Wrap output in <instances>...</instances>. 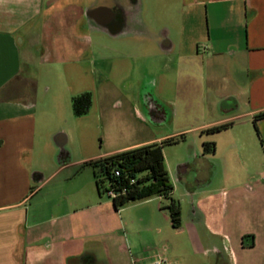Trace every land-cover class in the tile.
Instances as JSON below:
<instances>
[{
	"label": "rangeland",
	"instance_id": "obj_1",
	"mask_svg": "<svg viewBox=\"0 0 264 264\" xmlns=\"http://www.w3.org/2000/svg\"><path fill=\"white\" fill-rule=\"evenodd\" d=\"M120 1L133 2L134 23L112 39L90 22L91 48L80 63L77 49L81 47L68 38L67 25L74 23L81 11H61L52 16L53 33L45 42L49 61L34 60L39 102L44 101L36 116L34 161L46 165L48 173L57 164L107 157L106 153L131 142L171 140L162 149L171 181L180 177L182 166H189V179L198 172L202 183L213 181L210 188H229L232 204H228L226 216L221 213L218 223L225 227L224 233L233 236L234 228L245 222L243 214L258 210L257 197L250 188L264 170V148L253 118L238 116L243 108L236 105L237 101L229 103L224 98L226 93L236 94L248 79L241 60L211 56L204 43L208 36L204 11L190 10L181 0ZM95 2L87 0L85 10ZM237 30L229 28L227 36L233 38ZM167 39L173 51L164 45ZM83 93L90 94L91 106L86 114L75 116L71 100ZM157 112L162 120L154 121L151 116ZM230 117L235 118L225 123ZM227 124L224 130L206 132L209 127ZM58 133L67 137L64 152L53 142ZM203 143H213L214 152L204 155L206 161H196ZM84 163L59 174L50 186L59 194L64 189L74 190L85 178L90 182L92 169ZM214 167L217 172H213ZM70 173H74L73 179L63 180ZM174 185L171 197L181 204L185 217L188 202L181 201V189ZM233 186L238 188L233 191ZM94 196L117 213V220L107 221V225L118 231L120 237L112 238L125 245L134 264L152 251L167 253L169 259L171 253L180 255L181 264H207L190 230L180 232L171 227L165 209L167 199L129 202L116 212L106 193L98 195L94 189ZM208 203L207 199L202 202L204 207Z\"/></svg>",
	"mask_w": 264,
	"mask_h": 264
},
{
	"label": "crops",
	"instance_id": "obj_2",
	"mask_svg": "<svg viewBox=\"0 0 264 264\" xmlns=\"http://www.w3.org/2000/svg\"><path fill=\"white\" fill-rule=\"evenodd\" d=\"M86 1L0 0V264H134L125 245L112 238L120 236L116 229L109 228L107 221L117 220V213L108 210L109 204L94 196L93 179L88 182L85 178L77 182L74 190L64 189L59 194L50 186L59 174L89 159L57 164L47 173L46 165L33 158L36 116L44 103L39 102L40 85L34 77V60L49 61L45 42L50 41L53 33L52 16L76 9L81 12L74 23L67 25V35L81 47L77 49V61L81 62L91 48ZM181 4L195 12L204 11L208 25L204 43L211 56L228 55L241 60L248 79L236 94L226 93L225 100L237 101L236 105L243 108L238 116L252 119L264 112V0H181ZM233 27L238 30L229 38L228 30ZM103 31L112 39L120 34ZM164 45L173 51L168 39ZM151 117L154 121L162 120L159 112ZM235 117L226 119L225 123ZM256 126L264 148V119L258 120ZM213 127L216 126L207 129ZM58 134L63 138L61 151L64 152L67 137L64 133ZM57 135L53 137L55 145ZM162 141L159 138L131 142L105 155ZM195 160L206 161L202 152L195 155ZM164 164L173 187L171 196L175 182L182 192L181 201L188 202L185 217L178 204L184 227L180 225L182 228L177 230H190L207 264H264V170L258 173L259 178L251 182L250 188L257 197L258 210L244 213L245 222L236 226L231 236L218 223L221 213L226 216L228 204H232L228 200L229 188L220 191L210 188L213 181L202 183L197 170L194 179H189V166H182L180 177L173 182ZM73 174H67L63 180L73 179ZM236 188L233 186L232 190ZM204 199L211 204L204 207ZM239 253H242L241 259ZM170 256L171 259L167 253L152 251L138 264H155L162 259L168 264L183 262L180 255L171 253Z\"/></svg>",
	"mask_w": 264,
	"mask_h": 264
},
{
	"label": "trees",
	"instance_id": "obj_3",
	"mask_svg": "<svg viewBox=\"0 0 264 264\" xmlns=\"http://www.w3.org/2000/svg\"><path fill=\"white\" fill-rule=\"evenodd\" d=\"M90 106L89 93L80 94L71 100L72 112L75 116L86 114ZM261 119H264V112L254 116L252 121L258 137L256 123ZM228 125L216 126L207 129L206 132H218L226 129ZM169 142L171 140H164L160 144L140 146L104 158L90 160L83 165L91 167L97 194L106 193L116 212L129 202L165 198L169 201L165 207L169 223L173 229L177 230L181 225L180 207L171 197L173 187L165 168L162 150L163 145ZM213 152V143H203V155Z\"/></svg>",
	"mask_w": 264,
	"mask_h": 264
},
{
	"label": "flooded vegetation",
	"instance_id": "obj_4",
	"mask_svg": "<svg viewBox=\"0 0 264 264\" xmlns=\"http://www.w3.org/2000/svg\"><path fill=\"white\" fill-rule=\"evenodd\" d=\"M128 3L120 0H96L87 10L89 21L101 30L121 33L134 23L133 2Z\"/></svg>",
	"mask_w": 264,
	"mask_h": 264
},
{
	"label": "water",
	"instance_id": "obj_5",
	"mask_svg": "<svg viewBox=\"0 0 264 264\" xmlns=\"http://www.w3.org/2000/svg\"><path fill=\"white\" fill-rule=\"evenodd\" d=\"M55 141H56V146H57L60 150H62L64 145H63V138L61 137L60 134H58V135L56 136Z\"/></svg>",
	"mask_w": 264,
	"mask_h": 264
},
{
	"label": "built area",
	"instance_id": "obj_6",
	"mask_svg": "<svg viewBox=\"0 0 264 264\" xmlns=\"http://www.w3.org/2000/svg\"><path fill=\"white\" fill-rule=\"evenodd\" d=\"M110 195L113 196L111 193ZM155 264H168V263L166 262V260L162 259L160 261H157Z\"/></svg>",
	"mask_w": 264,
	"mask_h": 264
}]
</instances>
